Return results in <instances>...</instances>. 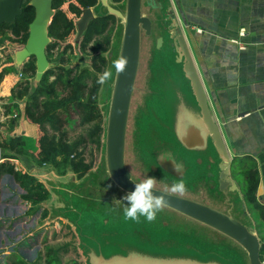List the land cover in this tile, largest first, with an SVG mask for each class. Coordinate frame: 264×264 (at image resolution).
<instances>
[{"label":"rangeland","instance_id":"1","mask_svg":"<svg viewBox=\"0 0 264 264\" xmlns=\"http://www.w3.org/2000/svg\"><path fill=\"white\" fill-rule=\"evenodd\" d=\"M161 5L160 3L148 5L147 0L142 2V14L151 20L152 33L149 36L145 34L141 38L140 66L127 132L126 164L135 182L139 183L148 177H154L157 179V190L176 196L179 195L171 193L170 188L182 178L188 191L179 197L205 205L201 201L213 203L212 199H218L215 194H217L221 159L213 148L198 154V152H187L180 142L178 124L181 115L185 114L183 108L186 104L195 110L198 107L185 67L178 61V53L171 46L174 43L176 24L169 18L165 2ZM109 8L123 15V18L117 17L109 26L107 37L109 44L107 38H97L89 50L83 53L80 46L85 31H78L77 28L68 41L60 42L54 52L48 53L52 66L59 61L64 47L69 43L73 46V53H68L71 60L69 66L78 71L92 70V58L101 57L106 67L99 74L101 75L105 70L112 72V78L100 88L99 103L104 115L102 147L99 149L92 144L84 146L82 151L86 164L90 167L86 172L84 171L82 178L79 174L73 173L67 165L55 168L48 164L44 167L41 175H48V178L44 177L43 181L54 193L53 200L59 206L53 213L51 211L44 213L45 216L51 215V219L60 224L59 231H51V228L47 231L44 229L46 227L44 222H40L43 229L37 233V236L44 235L42 241L35 237L37 230L35 231L34 228L32 229L34 237L26 239L23 244L14 242L16 238H13L14 240L9 238L12 243L11 248L18 245L14 248L15 253L8 258L0 253V264H86L81 255L79 241L84 247L88 246L98 252L101 247L104 255L110 256L116 253L129 254L132 249L135 250L140 245L138 235L143 237V245L146 246L149 234L154 237L153 243L150 244L151 253L184 255L203 261L219 260L226 264H248V253L240 245L220 235L222 238L216 249L215 241L209 237L210 233L206 234L204 229L198 227L197 221L184 215L171 214L163 210L157 214L154 222H148L145 217H140L139 223L124 218V202L119 199L125 195L115 189L117 185L109 174L106 136L117 78L113 61L121 56L127 0L119 3L107 0V4L99 0L94 8V17L109 14ZM10 39L0 37L2 65L15 57L14 52L20 46L13 41L14 39ZM159 39L165 40L164 45L163 42L159 43ZM90 128H67L70 140L78 142L82 138L85 139ZM162 156L171 157L176 164L182 166V177L175 172L172 161H160ZM30 158L31 156L29 160ZM98 189L113 191L116 195L103 194ZM73 192L85 197L86 200L75 197V194L73 196ZM213 204L215 209L222 207L223 209L220 210H224V213L235 219L239 217L244 220L245 209L241 207V203L236 201L235 205L228 206L227 199L221 198ZM46 205L52 206V198L46 202ZM161 220L172 222L174 230L176 228L187 230V234L182 233V236L176 238L172 232L170 236L168 228L165 231L161 228L163 224ZM187 224L188 226H184ZM48 226L51 227L52 224ZM261 237L264 240V236ZM141 250L149 251L143 247Z\"/></svg>","mask_w":264,"mask_h":264},{"label":"crops","instance_id":"2","mask_svg":"<svg viewBox=\"0 0 264 264\" xmlns=\"http://www.w3.org/2000/svg\"><path fill=\"white\" fill-rule=\"evenodd\" d=\"M157 1L160 5L165 2L169 18L176 24L175 29L181 30V36L185 39L203 85L211 114L222 136L228 160L235 163L229 174L233 185L221 189L219 173L217 194L214 193L218 199L211 201L216 203L224 198L227 199L228 206L235 205L236 201L241 203V207L245 209V212L243 211L244 220L239 217H236L238 218L236 220L252 230L264 245V240L261 237L264 236L262 220L255 205L246 200L244 192L249 187V171L256 168L259 176L256 200L264 207V0ZM161 8H163L162 5ZM242 30L247 34L243 38L239 35ZM235 40L243 44L245 49H241L237 43H234ZM173 48L175 49V47ZM21 49L17 48L14 52V64L12 65L16 67L19 66L16 62V53ZM181 63L185 67V62ZM7 66L11 65L7 63L2 65L1 63L0 72ZM19 73L6 76L0 83V106L9 104L8 97L11 88L19 79H23ZM34 87L36 88L35 84ZM193 94L198 108L195 110L187 104L183 108L185 114L181 115L178 124L180 142L187 152H198L199 154L206 152L209 148L215 149L221 159L220 168L225 158L216 147L207 128L194 90ZM25 106L26 101L24 100L16 103L10 113H5L3 109L0 110L2 138L5 140L18 139L20 151H22L18 156L6 159H2L1 151L0 164L8 161L17 170L35 176L48 189L50 197L46 202L52 198V206L46 205V202L33 206L22 199L24 191L10 175L5 174L0 178V253L5 258L15 253L14 248L18 244L25 243L28 238L32 239L35 234L37 239H41V241L44 239V235L37 236V233L43 229L40 222H44L46 226L44 229L47 231L51 228V231L58 232L60 225L58 222L56 223V220L51 219V215L45 216L44 213L45 211L53 213L59 208L53 200L55 199L54 193L43 181V178H48V175H41L44 167L48 165H39L32 158L29 160V155L23 152L26 151L33 155L37 153L39 138V128L29 122L25 116ZM115 189L122 191L123 195L127 194L118 186ZM102 190L98 189V191ZM102 192L103 194L116 195L113 191ZM74 194L75 197L78 196L86 200L85 197L73 192V196ZM116 200L118 201V199ZM119 201L124 202V207H127L124 197ZM204 201L201 202L215 209L212 202ZM220 208L218 207L216 210L221 211ZM164 210L183 216L168 207H165ZM161 221H163L161 228L164 231L168 228L170 236H172V232L176 238L182 236V233L183 235L187 234L185 229H172V222ZM197 223H199L198 227L204 229L206 234L210 233L209 237L215 241L217 249L222 238L220 235L224 234L198 221ZM50 224H52L51 227L48 226ZM184 226H188V224ZM33 228L35 231L37 230L35 234L32 232ZM150 235L147 237L148 244L146 246L143 245V237L138 235L140 245L135 250L132 249L129 254L116 253L110 256H105L101 247L98 252L88 246L84 247L79 241L81 255L86 264H226L219 260L203 261L184 255L169 256L162 253H151L150 244L153 243L154 237ZM169 237L165 238L170 239ZM224 237L234 241L226 235ZM9 238L11 240L16 238L14 242L18 244L11 248L12 243ZM141 247L149 251L141 250ZM248 264H250L249 259Z\"/></svg>","mask_w":264,"mask_h":264},{"label":"trees","instance_id":"3","mask_svg":"<svg viewBox=\"0 0 264 264\" xmlns=\"http://www.w3.org/2000/svg\"><path fill=\"white\" fill-rule=\"evenodd\" d=\"M98 0H54L53 8L56 15L49 28V37L54 40L47 48V58L54 52L60 42H66L76 31V23L83 11L95 7ZM121 2L122 0H113ZM30 0H25L22 14L13 24H4L0 27V37L14 39L21 49L29 38V27L35 18V11L29 6ZM117 17L111 14L93 19L81 40V51L86 53L97 38H107L111 23ZM108 44H109V38ZM68 53H73L72 44L64 47L59 61L52 65L44 74L36 88L33 81L37 74L36 58L32 57L20 66L14 64L13 59L0 72V83L9 75H17L19 79L11 88L9 104L1 106L5 113H10L16 103L26 101L25 116L32 124L39 128L38 151L30 154L32 160L39 165H52L55 168L69 166L73 173L82 178L90 166L86 164L82 150L84 146L92 144L102 147L104 133V115L99 104L101 84L97 82L99 73L106 67L103 58H92V70L78 71L69 66L71 60ZM90 128L88 136L80 141H71L67 128ZM2 139V140H1ZM18 139H3L0 134V149L2 159L18 156L20 151ZM10 175L24 191L22 199L33 206L46 202L50 193L46 186L35 176L16 167L8 161L0 164V178ZM259 176L256 168L249 171L248 189L244 190L245 198L254 204L264 227V207L257 203L256 190ZM261 260L264 256V245L261 244Z\"/></svg>","mask_w":264,"mask_h":264},{"label":"water","instance_id":"4","mask_svg":"<svg viewBox=\"0 0 264 264\" xmlns=\"http://www.w3.org/2000/svg\"><path fill=\"white\" fill-rule=\"evenodd\" d=\"M24 1L0 0V27L4 24L16 22L17 18L22 14ZM53 2L54 0H30L29 6L34 9L35 18L29 27L27 43L16 53V62L19 66L32 57L36 58L37 74L34 81L35 86L38 85L44 74L51 67L46 51L51 43L49 28L56 14ZM142 2L143 0H127L121 56H126L130 63L126 72L117 73L106 136L109 174L113 182L127 193L133 191L135 187V180L126 164V145L131 105L141 59V34L142 31H145L148 36L152 33L151 20L142 14ZM151 2L154 5H158L157 0H151ZM102 3L107 4V0H102ZM109 14L123 18V15L113 8H109ZM93 18V9H87L78 23L79 31H85L88 23ZM174 36V47L178 53V61L180 63L185 62V72L191 81L204 121L216 147L225 158L224 163L220 165V186L221 189H225L233 185L229 174L235 163L228 160L222 136L211 114L203 85L188 51L185 39L181 36V30L175 29ZM162 41V39H159L160 44ZM157 191L159 192L157 193L158 195L162 194L167 197L168 204L166 207L207 225L236 241L248 253L250 264H264L261 260L262 245L260 239L240 221L207 205L160 190Z\"/></svg>","mask_w":264,"mask_h":264},{"label":"clouds","instance_id":"5","mask_svg":"<svg viewBox=\"0 0 264 264\" xmlns=\"http://www.w3.org/2000/svg\"><path fill=\"white\" fill-rule=\"evenodd\" d=\"M130 61L126 56H121L113 61V67L117 73H124L127 71ZM112 78V72L105 70L99 77L97 82L101 85L105 84ZM170 160L173 162V167L178 176L183 175V168L176 164L171 157L162 156L160 161ZM157 179L148 177L139 183L135 182L134 190L124 196L127 201V207L124 209V218L132 220L137 223L140 222V217H145L148 222H154L157 214L165 209L168 204L165 195H158L156 190ZM188 191L187 185L181 178L178 183H174L170 192L183 196Z\"/></svg>","mask_w":264,"mask_h":264},{"label":"flooded vegetation","instance_id":"6","mask_svg":"<svg viewBox=\"0 0 264 264\" xmlns=\"http://www.w3.org/2000/svg\"><path fill=\"white\" fill-rule=\"evenodd\" d=\"M101 2H102V0H100ZM144 1V0H143ZM98 2H99V0L97 1V5H98ZM147 4L148 5H153V3L151 2V0H147ZM96 5V6H97ZM95 6V7H96ZM95 7H92V8H89V9H93V12H94V8ZM87 9H85L84 11H83V14H82V16H81V18L77 21V23H76V29L78 28V31H79V25H78V23L80 22V20L82 19V17H83V15H84V12L86 11ZM55 13H56V11H55ZM56 15V14H55ZM103 16H106V15H103ZM55 17V16H54ZM98 17H100V16H98ZM95 18H97V17H94L93 19H95ZM54 19V18H53ZM92 21V20H91ZM90 21V22H91ZM90 22L88 23V25H87V28H88V26H89V24H90ZM87 28H86V30H87ZM86 30H85V32H86ZM84 32V33H85ZM146 33H145V31H142V34H141V38H143V36L145 35ZM175 34V33H174ZM142 40V39H141ZM163 41V45H164V43H165V40L164 39H162ZM156 46H157V42H156ZM172 47H174V43L171 45ZM142 48V47H141ZM133 177V176H132Z\"/></svg>","mask_w":264,"mask_h":264},{"label":"built area","instance_id":"7","mask_svg":"<svg viewBox=\"0 0 264 264\" xmlns=\"http://www.w3.org/2000/svg\"><path fill=\"white\" fill-rule=\"evenodd\" d=\"M239 35L241 38L247 36V34L244 30H242V32ZM234 43H237L241 49H245V46L243 44H241L238 40H235ZM20 77H23V75H20ZM0 110H2L1 106H0Z\"/></svg>","mask_w":264,"mask_h":264},{"label":"bare ground","instance_id":"8","mask_svg":"<svg viewBox=\"0 0 264 264\" xmlns=\"http://www.w3.org/2000/svg\"><path fill=\"white\" fill-rule=\"evenodd\" d=\"M185 127V126H184ZM186 132V131H185ZM191 135V134H190ZM195 136V135H194ZM197 137V136H196ZM199 137V136H198ZM171 163V162H170ZM166 166V165H165ZM172 166V165H171ZM122 190V189H121ZM92 260V259H91ZM108 264H110V263H108Z\"/></svg>","mask_w":264,"mask_h":264}]
</instances>
